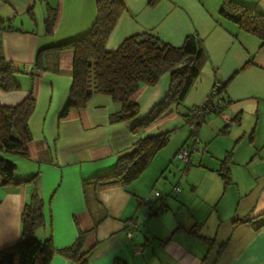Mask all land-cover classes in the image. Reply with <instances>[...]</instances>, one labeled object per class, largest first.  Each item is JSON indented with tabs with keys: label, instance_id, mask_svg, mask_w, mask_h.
<instances>
[{
	"label": "crops",
	"instance_id": "obj_1",
	"mask_svg": "<svg viewBox=\"0 0 264 264\" xmlns=\"http://www.w3.org/2000/svg\"><path fill=\"white\" fill-rule=\"evenodd\" d=\"M95 1L56 0L53 6L49 0H0V19L14 28L0 34V52L19 85L0 88V106L34 98L28 156L18 155L14 163L18 184H0V249L20 238L21 213L36 194L43 224L34 236L51 238L61 249L84 233L81 252L91 250L88 264H264V43L218 15L223 0H125L106 50L144 32L172 46L188 35L201 40L207 58L183 105L140 134L131 131L166 95L170 77L164 73L131 96L139 108L131 120L110 122L120 104L101 94L61 116L73 53L49 47L84 35L95 20ZM235 1L264 12V0ZM216 83L222 111L202 120V150L191 153L188 168L178 173L176 152L188 138L183 113L201 105ZM166 132L167 143L126 186L90 182L111 170L138 137ZM154 191L160 197L150 209L160 211L145 214L144 201ZM130 221L137 224L131 238L125 228ZM48 264L74 263L55 253Z\"/></svg>",
	"mask_w": 264,
	"mask_h": 264
},
{
	"label": "trees",
	"instance_id": "obj_2",
	"mask_svg": "<svg viewBox=\"0 0 264 264\" xmlns=\"http://www.w3.org/2000/svg\"><path fill=\"white\" fill-rule=\"evenodd\" d=\"M124 10L125 0H96V16L90 29L78 39L56 44L49 49H67L73 53L72 82L61 116L72 108H83L94 94H101L110 96L120 104L119 112L110 117V122L131 120L139 112L138 105L131 100V96L143 85H155L164 73H168L170 84L166 95L131 129L134 134H140L163 116L179 112L207 55L201 40L194 35L186 36L180 46H172L148 32L131 35L116 49L106 50L108 36ZM218 15L264 43V12L244 6L235 0H223ZM12 29L14 28L10 21L0 19V34ZM41 51L43 50L38 51V54ZM15 72L12 63L0 52L2 90L19 89L14 78ZM221 88L222 86L217 90L219 97ZM223 106L221 104L214 113L221 112ZM33 109L34 98L31 95L16 105L0 106L2 185L18 184L13 178L16 165L3 155L13 153L22 157L28 156L26 144L31 139L28 119ZM190 109L186 114L183 113L185 120L189 117ZM204 118L200 119V123ZM168 139L169 132L138 137L129 151L117 156L115 166L111 170L96 175L90 182L94 186L116 183L126 186L141 174ZM219 171L223 181L227 183V166H222ZM42 208V201L33 194L25 203L20 216V238L0 249V264H48L55 253L70 259L74 264H88L91 250L81 252L84 233H80L70 246L61 249L54 248L51 238L40 240L34 236L33 231L43 224ZM211 242L208 241V245H211ZM113 264L124 262L114 260Z\"/></svg>",
	"mask_w": 264,
	"mask_h": 264
},
{
	"label": "built area",
	"instance_id": "obj_3",
	"mask_svg": "<svg viewBox=\"0 0 264 264\" xmlns=\"http://www.w3.org/2000/svg\"><path fill=\"white\" fill-rule=\"evenodd\" d=\"M221 87L220 83H216L212 88V91L209 96L206 97L204 102L201 105H195L191 107L190 114L188 119L186 120V126L188 130V138L186 143H184L181 147L178 148L176 152V158L180 163L183 164V167L180 170V173L183 174L188 168L190 155L193 152L201 151V147L199 146L200 136H199V123L200 119L206 117L214 113L217 108L221 105V101L217 98V90ZM225 121L229 122V119L225 117ZM180 190L179 187L173 186L172 191L177 193ZM160 197L159 191H154L152 197L145 199L144 201V213L152 214L158 213L160 209L156 211H152L150 206L156 198ZM126 235L131 238L133 231L137 228V224L134 221L126 222ZM134 252L138 253V250L134 248Z\"/></svg>",
	"mask_w": 264,
	"mask_h": 264
},
{
	"label": "rangeland",
	"instance_id": "obj_4",
	"mask_svg": "<svg viewBox=\"0 0 264 264\" xmlns=\"http://www.w3.org/2000/svg\"><path fill=\"white\" fill-rule=\"evenodd\" d=\"M49 1L51 2V4H52L53 6H55V5L57 4L56 0H49ZM205 1H206V0H205ZM194 153H195V152H194ZM3 156H4V158H6L7 160H9V161H11V162H13V163H16L17 160L20 159L19 156H18L17 154H13V153H10V154H4ZM178 163H179V168H178V173H179V170H181V168L183 167V164L180 163L179 161H178ZM179 175H180V174H179Z\"/></svg>",
	"mask_w": 264,
	"mask_h": 264
}]
</instances>
